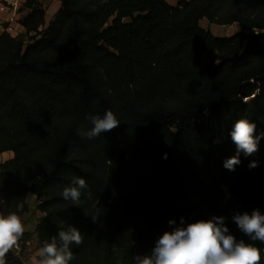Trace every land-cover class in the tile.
I'll list each match as a JSON object with an SVG mask.
<instances>
[{
	"label": "trees",
	"instance_id": "1",
	"mask_svg": "<svg viewBox=\"0 0 264 264\" xmlns=\"http://www.w3.org/2000/svg\"><path fill=\"white\" fill-rule=\"evenodd\" d=\"M59 2L47 25L25 3L28 41L0 36V154L14 155L0 166V212L20 216L35 198L40 247L76 228L70 264H134L165 231L213 216L251 242L232 217L264 214V137L245 155L230 132L247 118L264 133V0ZM203 20L240 32L215 37ZM107 110L119 127L78 134ZM78 177L77 205L62 192Z\"/></svg>",
	"mask_w": 264,
	"mask_h": 264
},
{
	"label": "clouds",
	"instance_id": "2",
	"mask_svg": "<svg viewBox=\"0 0 264 264\" xmlns=\"http://www.w3.org/2000/svg\"><path fill=\"white\" fill-rule=\"evenodd\" d=\"M87 119L92 127L81 130L78 134L88 139L111 132L120 125L111 110H107L102 117L90 115ZM255 131L256 124L247 118L234 122L230 136L238 153L242 151L245 155H251L258 150V142L264 137V133L257 136ZM239 163L238 156H234L225 161L224 167L235 170ZM257 166L256 161L249 165L250 168ZM87 188L86 180L78 177L72 186L63 189L62 196L78 205L82 190ZM88 197L91 198V192H88ZM232 219L251 242L246 243L243 239L238 241L225 225V218L213 216L208 220L189 223L186 227L165 231L149 253L134 255V264H261L264 251L254 242L264 243V214L259 209H253L251 214L237 213ZM174 223L169 221L170 225ZM25 230V224L16 212H0V264H6V255L18 245ZM82 243L83 236L76 228H61L58 235L51 237V242H46L38 249L34 264H70L74 259L71 245Z\"/></svg>",
	"mask_w": 264,
	"mask_h": 264
},
{
	"label": "rangeland",
	"instance_id": "3",
	"mask_svg": "<svg viewBox=\"0 0 264 264\" xmlns=\"http://www.w3.org/2000/svg\"><path fill=\"white\" fill-rule=\"evenodd\" d=\"M178 1L179 0H166V2L173 7L177 5ZM32 5L37 6L38 8L45 11V20L47 25L51 17L57 13L61 4L59 0H33ZM29 12V9L24 5L20 10V18L23 20L29 14ZM200 26L203 29L210 31L215 37L220 38H229L240 32V28L237 24L233 26H219L215 24H209L206 20H203L200 22ZM32 35L33 34L28 35L26 33V30L24 29L17 38H22L28 41ZM38 206L39 202L35 198L30 197L25 201L20 217L25 224L26 230L24 232V235L18 241V245L13 248L6 255V257L21 262L20 258L23 260V257L33 253L36 249L40 248L37 240L36 229L40 225L44 214L39 210ZM26 235H30L28 241L31 242V245L29 247H27L25 243Z\"/></svg>",
	"mask_w": 264,
	"mask_h": 264
},
{
	"label": "built area",
	"instance_id": "4",
	"mask_svg": "<svg viewBox=\"0 0 264 264\" xmlns=\"http://www.w3.org/2000/svg\"><path fill=\"white\" fill-rule=\"evenodd\" d=\"M26 1L0 0V36L5 34L17 38L22 33L24 27L21 24L20 10Z\"/></svg>",
	"mask_w": 264,
	"mask_h": 264
},
{
	"label": "crops",
	"instance_id": "5",
	"mask_svg": "<svg viewBox=\"0 0 264 264\" xmlns=\"http://www.w3.org/2000/svg\"><path fill=\"white\" fill-rule=\"evenodd\" d=\"M13 157H14V155L12 152H6V153L0 154V166L2 164L12 160ZM26 245H27V247H29L31 245V242H29V241L26 242ZM38 249H36L33 253L23 257V260L20 258L21 262H19L18 260H12V259L6 257V264H34V258L36 257V253H37Z\"/></svg>",
	"mask_w": 264,
	"mask_h": 264
},
{
	"label": "water",
	"instance_id": "6",
	"mask_svg": "<svg viewBox=\"0 0 264 264\" xmlns=\"http://www.w3.org/2000/svg\"><path fill=\"white\" fill-rule=\"evenodd\" d=\"M250 100V99H249Z\"/></svg>",
	"mask_w": 264,
	"mask_h": 264
}]
</instances>
